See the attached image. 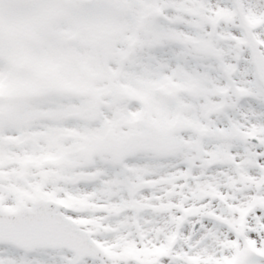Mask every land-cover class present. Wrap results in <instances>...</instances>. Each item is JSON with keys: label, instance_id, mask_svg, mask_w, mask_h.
Here are the masks:
<instances>
[{"label": "snow or ice", "instance_id": "1", "mask_svg": "<svg viewBox=\"0 0 264 264\" xmlns=\"http://www.w3.org/2000/svg\"><path fill=\"white\" fill-rule=\"evenodd\" d=\"M0 264H264V0H0Z\"/></svg>", "mask_w": 264, "mask_h": 264}]
</instances>
